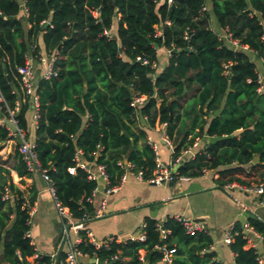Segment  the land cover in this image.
<instances>
[{"label":"trees","instance_id":"obj_1","mask_svg":"<svg viewBox=\"0 0 264 264\" xmlns=\"http://www.w3.org/2000/svg\"><path fill=\"white\" fill-rule=\"evenodd\" d=\"M22 1L29 25L26 34L18 19V0H0V94L7 108L15 111L22 92L17 69L24 65L28 47L31 58L40 59L41 35L46 57L55 54L56 76L40 79L36 86L34 150L47 170L56 200L71 218L84 223L92 219L90 200L96 188L75 166L76 152L84 162L105 167L110 187L120 186L126 171L141 172L144 181L154 176L156 156L146 133L136 126L135 113L146 117L150 127L157 117L165 125L164 133L173 146L172 161L197 140L215 139L179 166L178 175L193 178L201 176L202 169L215 171L220 188L249 187L264 179V94L248 53L261 59L264 67V0H209L219 28L247 51L226 45L209 29V12L201 11L206 0H172L170 4L167 0ZM186 29L192 32L184 40ZM157 31L161 36H156ZM171 45L177 50L156 74L157 50ZM140 96L146 97L145 102L133 106L134 98ZM25 98L14 119L26 132ZM1 107L2 115L8 117L4 104ZM6 140L8 132L0 126V142ZM13 156L18 160L17 174L29 175L17 151ZM254 158H258L255 164ZM6 176L10 172L0 165L4 261L53 264L45 255L28 261L33 255L25 237L30 209ZM6 194L12 196L4 199ZM248 225L263 238L264 247V223L249 219ZM159 227L168 233L163 236ZM141 230L143 241L111 238L107 247L99 248L86 230L80 231L77 249L100 264H144L140 251L145 252V262L156 264L170 250L174 251L171 264H219L210 251L208 233L186 235L174 217L162 223L145 218ZM231 237L234 264H259L257 251L246 248L240 224L233 226ZM64 259L61 252L57 264H65Z\"/></svg>","mask_w":264,"mask_h":264},{"label":"crops","instance_id":"obj_2","mask_svg":"<svg viewBox=\"0 0 264 264\" xmlns=\"http://www.w3.org/2000/svg\"><path fill=\"white\" fill-rule=\"evenodd\" d=\"M20 3V20L25 34L29 30L27 13L22 0ZM207 11L209 12V29L213 31L224 43L233 49L247 51L246 47L240 48L229 44L225 40V31H222L215 17L211 13L209 0H206ZM114 29V27H113ZM40 58L49 59L44 53L41 35L39 36ZM32 48L28 47V57L31 58ZM252 62L256 65L258 79L261 84L260 92L264 94V67L261 59L253 53L248 52ZM155 63L156 74H159L169 62V53L164 47L157 50ZM36 67V86L41 79L43 66L32 60ZM26 98L21 92L20 103H25ZM160 101H157L159 106ZM35 107L28 99V111L25 115L27 126V140L34 144L36 126L34 121ZM136 126L143 130L147 136V142L156 148V155L159 162L171 172L178 170L180 165L172 161L173 146L171 142L162 141L163 127L159 124L157 117L154 127L148 125L147 119L135 113ZM0 122L9 129V124L3 116ZM2 125H0L2 127ZM3 127V128H5ZM5 128V129H6ZM214 138L203 137L198 140L197 146L192 148L193 152H199L206 144L213 142ZM18 140L0 142V157L4 163L2 167L10 172L5 177L6 182L10 180L16 189L21 193L24 203L29 207V235L30 244L33 247V255L54 257L53 264H57L58 256L65 253L69 243L75 237L73 231L65 233L64 227L69 224L59 216L53 197L46 188V184L38 173H29L20 177L15 168L18 160L14 158L17 151ZM126 167V162L124 161ZM217 175L215 171H209L206 175L190 178L187 182L175 181L172 183L164 181L159 185H153L145 181L137 182L132 175H127V180L110 195H104L105 185L103 181H96L98 192L91 200L92 219L84 223V229L88 236L97 243H105L111 238L118 241L128 239L140 240L143 235L142 227L145 218L153 219L162 223L166 218L181 216L204 225L206 232L212 240L211 251L214 253V261L219 264H234V254L225 243L233 226L240 224L243 234L247 239L246 248H253L257 251L261 264H264L263 238L251 227L245 230L249 219H255L264 223V204L250 193H245L233 188L226 190L216 184ZM236 185V184H235ZM9 197L12 194H8ZM33 201L30 204V201ZM105 203L104 206L102 204ZM70 222L76 223L70 217ZM28 260L32 262L35 258ZM140 256L145 262V252L140 251ZM81 264H92L93 258L83 257ZM0 264H8L3 259L2 244H0ZM156 264H168L167 259Z\"/></svg>","mask_w":264,"mask_h":264},{"label":"built area","instance_id":"obj_3","mask_svg":"<svg viewBox=\"0 0 264 264\" xmlns=\"http://www.w3.org/2000/svg\"><path fill=\"white\" fill-rule=\"evenodd\" d=\"M172 2V0H167V3L170 4ZM24 3V2H23ZM202 12H206L207 11V6L204 5L201 8ZM166 25H169L168 22H165ZM191 30L190 29H186V31L183 34V38L184 40H187L189 38V36L191 35ZM156 36H161V32L157 31L156 32ZM225 40L235 46V47H239L238 42L236 40H234L232 38V35L229 33H225ZM169 53V57L171 56V52L172 51H176L177 49L171 45L170 49H166ZM32 58L27 57V59L25 60V63L23 66L19 67L17 69V74H18V82L20 85V88L22 90V92L24 93V95L28 98L31 99L34 107H35V115H34V121H35V126L37 125V119H38V97L36 95V67L35 64L32 62ZM56 57L55 54H53L51 57H49V59H44V58H40L38 60V62L43 66V71H42V75H41V79L44 80H49L52 77L56 76V73L54 72L53 69V65L55 63ZM155 66V65H154ZM225 69L227 68L226 66L224 67ZM146 100V97L144 96H140V97H136L134 98L132 105L137 107L142 105ZM4 104V106L7 109V113H8V117H5L2 115L1 113V105ZM18 103L16 102L15 104V111L11 112L5 102L4 99L2 97V95L0 94V117L3 116L5 120H7L8 124H9V129L6 128L4 125H2V123L0 122V125H2V127H5L7 132H8V141L11 140H18L19 143L17 145V153L21 159V161L24 163L25 165V169L28 173H38L43 181L46 184V188L47 190L50 192L51 196L53 197L54 203H55V207L56 210L59 214V216L61 217V219L64 222H68L69 224L65 225L64 227V231L67 235V233H69V231H73L75 234L74 239L72 240L71 243H69V247L67 248L66 252H65V259L64 262L65 264H81L80 259L85 257L83 256L77 249V245L81 242V238L78 235V233L80 231H84V219L81 221H78L76 223H72L70 222V215L68 213V210L64 207L61 206V204L56 200L55 198V191L54 188L52 186L51 180L47 175V170L42 169L39 159H38V155L34 150V144L32 142H30L29 140H27L26 137V132L22 129H19L17 127V123L14 119V114L15 112L18 111ZM146 119V117H145ZM163 129L165 127V125H162ZM162 141L165 143H170V141L168 140V138L166 137L164 131L162 134ZM198 143V140L193 144L192 147L188 148L186 151H184L175 161L174 164L175 165H182L185 161L191 160L195 157V152L192 151L193 147H196ZM150 144V143H149ZM151 145V144H150ZM156 159V169L154 171V176L152 178H150L149 180L145 181L147 183L153 184V185H159L161 183H163L164 181L172 183L175 181H181V182H187L189 181V177L187 176H181L178 175L177 171L175 172H171L170 168H166L164 167L158 160L157 155H156V148L153 147L151 145ZM73 161L75 163V166L81 170H83L86 174H87V178L89 181H94L96 183V188L93 190L92 192V198L96 195V193L98 192V187H97V182L98 180L103 181L104 185H105V189H104V195L108 196L111 193L115 192L118 187H110L109 185V178L108 175L106 174L105 171V167L102 165H96L94 163H86L82 160V154L78 151L75 153L74 157H73ZM119 165H121V163H119ZM126 170H128L130 168V166L128 164H126ZM70 173H74V168L69 170ZM209 171L202 169L201 173L202 175H206ZM127 175H132L134 180L137 182H142L144 181L142 178V173L141 172H137V173H130L129 171H126V173H124V175L121 177L120 180V185L124 184L127 180ZM224 188L226 190H231L233 188L239 189L242 192L245 193H250L252 195H254L256 198H258L260 200V204H264V179L255 185L249 186V187H243V186H239V185H235V184H230V185H225ZM9 197V195H5L4 199H7ZM91 198V200H92ZM90 200V201H91ZM105 203L102 204V206H104ZM175 220L180 223L183 227H184V231L186 235H194L195 233L198 232H206V229L204 227L203 224L192 221L191 219L188 218H184L181 216H176L174 217ZM161 229V227H159ZM245 230H249L250 226L248 224H246L244 226ZM161 234L163 236H165V234H167L168 232L164 231V230H160ZM26 238H30L29 232H26L25 234ZM90 238V237H89ZM131 241H135V239H128ZM144 240V235H142V237L140 238L139 241H143ZM91 243L96 247L99 248L101 245H104V247H107L108 245V241L105 243H97L96 241H94L92 238H90ZM232 241V237H231V232L229 234V236L225 239V243L226 244H230ZM211 249V247H210ZM211 251V250H210ZM174 253L173 250L168 251L167 255L164 257L163 260L167 259L168 264H171L172 262V254ZM33 257L36 259L37 255L34 254ZM51 259H53L54 257H50ZM114 259H116V257H114ZM140 260L143 261L142 257L140 256ZM92 264H98V260L93 258V263ZM259 264H261V261L259 260Z\"/></svg>","mask_w":264,"mask_h":264},{"label":"water","instance_id":"obj_4","mask_svg":"<svg viewBox=\"0 0 264 264\" xmlns=\"http://www.w3.org/2000/svg\"><path fill=\"white\" fill-rule=\"evenodd\" d=\"M170 103H171L170 101L167 103V107H168V109L170 111V121H172V111H171ZM257 162H258V158H254L253 161H252L253 164H255ZM98 264H100V263L98 262Z\"/></svg>","mask_w":264,"mask_h":264},{"label":"rangeland","instance_id":"obj_5","mask_svg":"<svg viewBox=\"0 0 264 264\" xmlns=\"http://www.w3.org/2000/svg\"><path fill=\"white\" fill-rule=\"evenodd\" d=\"M0 163H4L3 160L1 159V157H0Z\"/></svg>","mask_w":264,"mask_h":264}]
</instances>
